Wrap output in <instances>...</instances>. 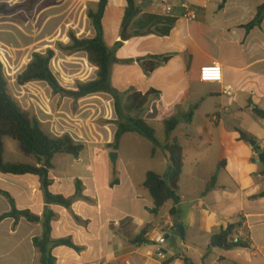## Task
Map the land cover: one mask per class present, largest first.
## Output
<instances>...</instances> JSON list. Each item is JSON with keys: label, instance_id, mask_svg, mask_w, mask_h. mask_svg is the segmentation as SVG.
Here are the masks:
<instances>
[{"label": "crops", "instance_id": "obj_1", "mask_svg": "<svg viewBox=\"0 0 264 264\" xmlns=\"http://www.w3.org/2000/svg\"><path fill=\"white\" fill-rule=\"evenodd\" d=\"M25 1L0 0V7L10 9ZM98 1L40 0L32 18L23 10L0 15V53L15 58L17 53L31 49L28 63L32 53L50 48L55 52L52 60L73 61L65 73L70 79L83 75L87 78L76 83L94 80L97 69L88 63L85 53L67 56L55 45L69 44V31L77 38L94 37L87 11L95 10ZM134 2L139 15L126 29L124 40L121 25L126 2L108 0L102 17L105 45L112 49L121 43L115 51L118 62L111 66L110 84L119 93L129 90L142 96L151 93L138 111L130 106L129 115L141 118L151 127L154 123L163 126V138L156 139L152 152L156 155L159 150L165 154L164 168L161 173L154 172L157 175L166 177L169 172L168 147L172 142L175 140L181 147L179 202L175 205L170 200L156 215L150 212L153 202L142 184L146 173L153 171L143 172L136 183L121 166L118 178L112 181L108 154H119L122 141L138 134H124L116 151L108 147L114 139L117 117L113 100L103 93L77 101L52 94L50 103L35 101L29 107L18 100L24 110L36 116L47 135L68 134L82 144L77 161L85 150L93 160L78 177L70 174L68 177L62 172L55 176L54 166L49 172L52 194L71 198L76 192V182L80 184L81 197L70 208L47 206L39 179L31 174L0 173V190L11 196L18 211H29L39 219L45 208L53 212L51 239H70L78 249L64 246L52 249L55 264H184L181 257L191 264H264V197L254 198L264 191V175L256 151L258 148L264 152V120L252 112L253 106L264 111V19L258 27L249 31L244 28L253 21L264 0H169L168 16H163L150 0ZM184 3L195 14L194 20L183 17ZM142 16L167 17L174 24L166 36L154 33L135 36L133 32L139 30ZM150 24L146 19L142 29ZM43 42V48L32 50ZM152 57H167V61L145 73L141 63L152 61ZM213 64L221 66L222 81L201 82L200 68ZM41 84L46 85L33 82L19 87ZM227 87L232 89V97L223 94ZM71 105L76 106L75 112ZM190 110L191 121L180 123L166 138L164 122L182 117ZM195 125L202 126L201 131ZM239 132L252 136L255 148L249 140H241ZM96 159L103 164L97 166ZM24 162L29 160L24 158ZM214 177L213 187L206 191ZM111 182L117 183L111 187ZM173 208L175 214L171 216ZM10 211L9 202L0 195V216ZM176 222L184 227L183 238L172 234ZM228 226H235L237 234L249 241L247 249L225 251L212 245L213 235ZM152 231L165 239L169 235L160 248L162 258L157 257L156 247L146 240V234ZM42 234L40 222L30 223L24 218L17 223L12 218L2 220L0 264H37L32 240Z\"/></svg>", "mask_w": 264, "mask_h": 264}, {"label": "trees", "instance_id": "obj_2", "mask_svg": "<svg viewBox=\"0 0 264 264\" xmlns=\"http://www.w3.org/2000/svg\"><path fill=\"white\" fill-rule=\"evenodd\" d=\"M40 0H26L22 5L8 9L6 6L0 7V15L5 13H14L23 10L28 18L33 17V11L36 3ZM126 7L122 20V39H126V29L132 21L139 15V10L134 0H124ZM226 1V0H224ZM108 0H99L95 10L87 11V18L94 29L93 38H77L73 32H68L69 44L62 45L57 43L55 49L69 56L76 52H83L87 56V61L97 69L96 78L89 82L76 83L75 90H66L60 86L55 75L51 71L50 64L55 56L54 50L48 48L44 52H34L31 54L30 61L24 70L17 75L15 82L18 86H24L33 82H43L51 90L53 95L70 98L73 101L85 98L87 96L103 93L111 97L114 103V111L117 117L115 122L116 132L112 144L108 147L114 151L118 148L121 137L126 133H136L154 143H157L154 129L144 120L137 116H130V106L138 111L147 102L151 93L142 96L139 93L129 90L125 93H119L111 87L110 70L118 60L115 57L116 49L121 45L117 43L112 49L108 48L103 41L102 17L107 6ZM148 19L151 24L143 28L144 21ZM264 19V3L257 10L251 23L244 28L246 31L261 25ZM174 20L162 16H142L139 21V30L133 32L135 36H141L148 33H154L161 36L169 34ZM152 27H155L152 30ZM162 28L159 30V28ZM152 61L141 63L145 73H151L161 64L166 63L167 57H152ZM157 95V94H155ZM125 103V107H123ZM122 107V109H121ZM253 114L264 120V111L252 107ZM193 112L190 110L182 117H172L164 122L165 136L170 134L180 123H189ZM239 138L247 141L254 139L252 136L239 132ZM4 139H11L17 143L19 152L29 162L7 161L4 158ZM83 150L80 143L75 142L68 134L60 137L47 135L41 128V124L36 116L27 110H24L17 99L11 94L10 84L5 76L3 65L0 62V173L3 175H26L31 174L39 179L41 190L43 191L45 204L58 205L66 209L70 208L76 198L81 197V186L76 182V192L71 198H65L62 195H55L49 192L52 181L49 178V172L53 169L52 159L55 155L64 154L77 159ZM170 153V167L166 177H161L154 172H147L142 188L148 192L153 207L150 212L153 215L159 213L161 208L168 201H173L176 205L179 202L178 184L183 168V154L179 144L174 140L168 147ZM258 160L262 166L261 174L264 175V152L258 154ZM31 161V162H30ZM215 182V177L209 182L206 191H209ZM117 182H111L110 186ZM0 195L5 197L10 204L11 211L0 216V222L6 218L14 219L15 223L20 218H24L30 223H41L43 234L41 237L32 240L33 247L37 253V264H55V258L51 250L57 247H68L78 250L70 239L53 240L50 237L51 221L54 214L51 210L45 208L43 216L39 219L29 211H18L14 206L11 196L2 190ZM264 197V191L254 198ZM174 208L170 210V215L174 216ZM237 239L235 243L234 240ZM137 241L144 243L141 238ZM212 242L216 248L229 251L234 249H247L249 241L243 236H239L235 231V226H228L225 230H219L212 237ZM184 264H191L190 261L181 257ZM222 261V259H221Z\"/></svg>", "mask_w": 264, "mask_h": 264}, {"label": "rangeland", "instance_id": "obj_3", "mask_svg": "<svg viewBox=\"0 0 264 264\" xmlns=\"http://www.w3.org/2000/svg\"><path fill=\"white\" fill-rule=\"evenodd\" d=\"M44 42L42 44L36 45L33 47L32 50L43 48ZM31 49L26 50L24 53L20 52L17 53L15 58H6V54L2 55L0 53V62L3 63V68L7 79L9 80L10 84V91L11 94L18 100L21 101L22 105L25 107H29L32 104H35V101H41L43 103H50L51 102V90L46 87V85H38L37 87H33L28 85L27 87L20 88L15 83L16 75L22 70L24 65L27 63L29 59V54ZM28 54V55H27ZM73 61H61L58 58L52 60L50 68L53 74L55 75L58 83L61 87L66 90H71L72 86L74 87L75 83L79 80H84L85 76L80 75L77 79H70L65 73L66 68L69 67L71 69V64ZM63 71V72H62ZM61 97V96H60ZM58 98V97H57ZM61 100V99H58ZM88 103V102H87ZM71 109L75 112L76 106L71 105ZM122 109V107H121ZM113 110V105H112ZM201 127L199 125H195V129H199L201 131ZM152 128L155 130L156 139L162 140L163 138V126L154 123ZM139 136V137H138ZM138 136H129L126 137L121 145L119 154L117 153V161L115 167L112 166L109 160L108 154V165H109V173L112 178V181L118 178V174L121 166H124L126 170L129 172V176L133 178L134 182H138L141 180L139 177L145 171H153L161 173L162 169L164 168L162 165V160L165 157L161 151H157L156 155H153L154 146L156 143L138 135ZM4 158L7 161H14V162H24L23 155L19 152L17 143L11 139H4ZM86 150L84 151L82 158L80 161H77L72 156L69 155H56L53 157L52 164L55 167V176L59 175V172H62L63 175H73L75 177L81 176L84 174L85 166L88 163H93L91 158L89 159ZM23 158V159H22ZM102 159L100 158V161ZM98 159H96V165L100 166L101 163ZM95 165V163H94ZM166 242V241H165Z\"/></svg>", "mask_w": 264, "mask_h": 264}, {"label": "built area", "instance_id": "obj_4", "mask_svg": "<svg viewBox=\"0 0 264 264\" xmlns=\"http://www.w3.org/2000/svg\"><path fill=\"white\" fill-rule=\"evenodd\" d=\"M152 3L156 4L163 16H168L171 13V6L169 0H150ZM183 9L186 10L183 17L187 20H194L195 14L188 10L187 5L184 3L181 5ZM199 79L201 82L206 83H220L222 81V68L218 64L203 66L199 70ZM223 94L227 97H232L233 91L231 88L227 87L223 89ZM146 240L148 243L156 247L155 254L157 257L162 258V251L160 248L165 244L166 239L162 234H158L154 231L146 234ZM237 242V239L234 240Z\"/></svg>", "mask_w": 264, "mask_h": 264}, {"label": "water", "instance_id": "obj_5", "mask_svg": "<svg viewBox=\"0 0 264 264\" xmlns=\"http://www.w3.org/2000/svg\"><path fill=\"white\" fill-rule=\"evenodd\" d=\"M248 143L250 144V146L252 148H255L256 146V142L254 140H249ZM257 153H260L261 151L256 148ZM168 155L170 156V154L168 153ZM109 160L110 163L112 164L113 167H115L116 165V161H117V153L116 152H110L109 154ZM175 237L177 238H183L184 237V227L180 222H176L173 224V233H172ZM169 238V235L166 236V239ZM214 246V244H212Z\"/></svg>", "mask_w": 264, "mask_h": 264}]
</instances>
